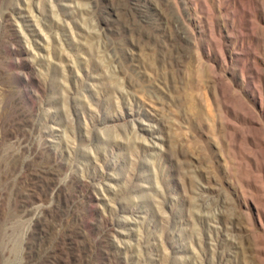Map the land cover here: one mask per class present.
Instances as JSON below:
<instances>
[{"label": "rangeland", "instance_id": "rangeland-1", "mask_svg": "<svg viewBox=\"0 0 264 264\" xmlns=\"http://www.w3.org/2000/svg\"><path fill=\"white\" fill-rule=\"evenodd\" d=\"M0 264H264V0H0Z\"/></svg>", "mask_w": 264, "mask_h": 264}]
</instances>
